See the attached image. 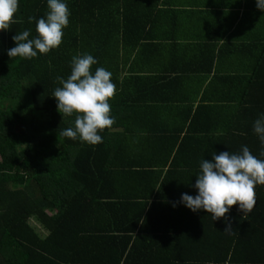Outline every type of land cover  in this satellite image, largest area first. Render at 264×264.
<instances>
[{
  "label": "trees",
  "instance_id": "obj_1",
  "mask_svg": "<svg viewBox=\"0 0 264 264\" xmlns=\"http://www.w3.org/2000/svg\"><path fill=\"white\" fill-rule=\"evenodd\" d=\"M160 1L64 0L61 45L31 59L7 53L14 35L38 37L47 0H19L15 22L0 31V264H264V185L246 215L236 205L213 221L180 202L198 194L201 161L213 152L247 146L264 160L254 132L264 115V11L245 0L255 2L242 22L251 34L227 58L228 43L218 54L161 45L153 55ZM83 54L116 85L115 123L97 145L59 135L75 116L53 97L56 78L66 80Z\"/></svg>",
  "mask_w": 264,
  "mask_h": 264
},
{
  "label": "clouds",
  "instance_id": "obj_2",
  "mask_svg": "<svg viewBox=\"0 0 264 264\" xmlns=\"http://www.w3.org/2000/svg\"><path fill=\"white\" fill-rule=\"evenodd\" d=\"M264 11V0H256ZM46 18L36 21L38 37L30 39V30L13 36L15 47L8 50L11 58L31 59L58 48L63 39V29L69 24L70 11L64 0H47ZM19 0H0V31H7L18 12ZM35 18L29 17L31 23ZM97 60L90 54L76 55L71 61V74L65 80L57 77L62 87L54 90L58 111L68 117L75 116V128L59 132L60 136L75 140L77 136L90 145L102 143L99 132L115 123L109 101L115 96L116 85L112 73L103 67L91 71ZM254 132L264 143V115L254 122ZM264 156V152H261ZM200 174L194 187L196 196L182 194L181 203L193 212L204 210L213 221L224 218L233 206L238 205L244 215L250 213L256 203V186L264 185V160L258 159L247 146L239 154L212 153V160L203 159ZM175 206V205H174ZM231 223H226L224 233H231Z\"/></svg>",
  "mask_w": 264,
  "mask_h": 264
},
{
  "label": "crops",
  "instance_id": "obj_3",
  "mask_svg": "<svg viewBox=\"0 0 264 264\" xmlns=\"http://www.w3.org/2000/svg\"><path fill=\"white\" fill-rule=\"evenodd\" d=\"M227 1L168 0L165 3L166 0H161L158 9L162 11V15L157 22L158 27H153L154 31H160L157 36L161 38L150 46L152 54L157 55L159 48H162L161 45H177L182 51L183 46L188 48L196 46L195 50L188 51L191 55L199 54L203 45H209L215 46L214 51L218 54L221 46L228 43V50H223L222 53L224 57H229L231 46L235 42L242 44L250 37L251 32L242 25V22L251 12L255 2L250 6L245 0H241L239 6L229 7L225 6ZM253 54L249 53L247 56L251 57ZM199 98L200 95H196L195 104Z\"/></svg>",
  "mask_w": 264,
  "mask_h": 264
},
{
  "label": "rangeland",
  "instance_id": "obj_4",
  "mask_svg": "<svg viewBox=\"0 0 264 264\" xmlns=\"http://www.w3.org/2000/svg\"><path fill=\"white\" fill-rule=\"evenodd\" d=\"M30 222L41 236H44L46 234V230L36 219H31Z\"/></svg>",
  "mask_w": 264,
  "mask_h": 264
}]
</instances>
